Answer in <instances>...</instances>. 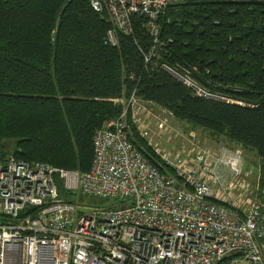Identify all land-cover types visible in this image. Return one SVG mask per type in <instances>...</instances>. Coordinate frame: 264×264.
I'll return each instance as SVG.
<instances>
[{"label": "trees", "instance_id": "obj_1", "mask_svg": "<svg viewBox=\"0 0 264 264\" xmlns=\"http://www.w3.org/2000/svg\"><path fill=\"white\" fill-rule=\"evenodd\" d=\"M146 23L134 17L133 32L118 31L115 46L106 41L107 13L91 0H0V166L13 156L89 172L96 133L123 111L113 100L136 92L175 119L256 152L264 186V0L171 7L158 21L163 47L152 56ZM164 66L190 73L219 99L197 96ZM140 135L131 127L135 146L158 162ZM156 166L167 171L163 161Z\"/></svg>", "mask_w": 264, "mask_h": 264}, {"label": "built area", "instance_id": "obj_2", "mask_svg": "<svg viewBox=\"0 0 264 264\" xmlns=\"http://www.w3.org/2000/svg\"><path fill=\"white\" fill-rule=\"evenodd\" d=\"M185 2L91 0V5L107 13L112 28L106 41L115 46L118 31L130 35L134 17H145L154 37L152 56L163 47L159 19ZM163 69L197 96L219 99L190 73ZM113 101L123 111L96 133L89 172L13 156L0 166V264H264L260 172L246 210L230 200L238 186L245 189L240 149L196 148L192 157L176 161L160 155L174 173L161 171L132 142L129 119L153 146L171 134L169 119L155 113L166 109L136 92ZM109 201L116 204L105 206Z\"/></svg>", "mask_w": 264, "mask_h": 264}, {"label": "rangeland", "instance_id": "obj_3", "mask_svg": "<svg viewBox=\"0 0 264 264\" xmlns=\"http://www.w3.org/2000/svg\"><path fill=\"white\" fill-rule=\"evenodd\" d=\"M162 111L155 108V113L161 114L162 117H167L169 119L171 134H166L165 137L171 138V140L173 141L169 142L167 138H165V140L161 143L153 144V149L155 148L159 153V159H157L158 162L153 163L156 165L158 164V166L162 167V159L160 155H167L172 161H176L178 158H184V160H187V158H189L190 156L192 157V155L196 151V148H207L212 151L219 150L225 147L240 149L245 159V167L239 181L240 184L245 186V189L243 190L238 186L231 194L230 200L233 201L234 205H237V200H239L238 204H240V206L246 210L247 202L251 198L250 195L258 184L260 171L259 167L261 166V164L260 158L258 157L257 153L254 151L245 150L238 144L230 142L226 139L214 137L201 128L192 127L186 122H181L175 119L167 110L165 111V113H163ZM129 125L130 128L132 127L133 131H137L139 133L134 121H132V118L129 119ZM152 129L155 130L157 129V127L153 125ZM192 133L194 135L193 137L190 136ZM176 134L179 135L177 138H175ZM140 137L144 139L147 145L150 147L149 140L143 138L141 135ZM10 149H13V147L11 146ZM183 152L185 153L183 154ZM167 172L174 173L170 169H167ZM215 196L216 198L213 199L217 201H221L223 198L222 196ZM69 199H72V197L69 196ZM226 200H228V198H226ZM115 204L116 202L109 201L104 205L110 207L114 206Z\"/></svg>", "mask_w": 264, "mask_h": 264}]
</instances>
